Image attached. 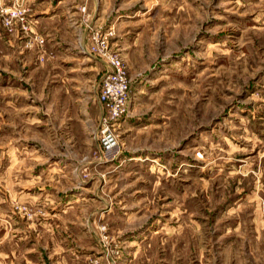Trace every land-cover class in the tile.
I'll use <instances>...</instances> for the list:
<instances>
[{"label":"rangeland","instance_id":"rangeland-1","mask_svg":"<svg viewBox=\"0 0 264 264\" xmlns=\"http://www.w3.org/2000/svg\"><path fill=\"white\" fill-rule=\"evenodd\" d=\"M0 264H264V0H0Z\"/></svg>","mask_w":264,"mask_h":264},{"label":"built area","instance_id":"built-area-1","mask_svg":"<svg viewBox=\"0 0 264 264\" xmlns=\"http://www.w3.org/2000/svg\"><path fill=\"white\" fill-rule=\"evenodd\" d=\"M90 54L103 61L108 70L103 75L97 94L102 108L100 140L105 152H112L118 145L111 128L128 112L131 84L124 58L107 48L105 40L96 38ZM84 49H87L82 45Z\"/></svg>","mask_w":264,"mask_h":264}]
</instances>
